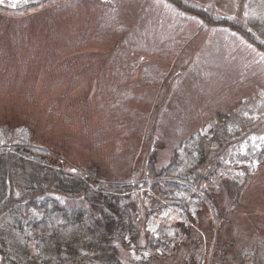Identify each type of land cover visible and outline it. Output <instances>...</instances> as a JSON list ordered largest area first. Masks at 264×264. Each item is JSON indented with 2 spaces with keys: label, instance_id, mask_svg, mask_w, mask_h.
Masks as SVG:
<instances>
[{
  "label": "rangeland",
  "instance_id": "374dc122",
  "mask_svg": "<svg viewBox=\"0 0 264 264\" xmlns=\"http://www.w3.org/2000/svg\"><path fill=\"white\" fill-rule=\"evenodd\" d=\"M195 134L192 193L169 177L153 192L147 171ZM24 145L90 185L132 183L125 264H264V0H0V147ZM54 196L100 221L91 196ZM161 224L165 247L145 248ZM13 240L52 264L42 241Z\"/></svg>",
  "mask_w": 264,
  "mask_h": 264
},
{
  "label": "trees",
  "instance_id": "16d2710c",
  "mask_svg": "<svg viewBox=\"0 0 264 264\" xmlns=\"http://www.w3.org/2000/svg\"><path fill=\"white\" fill-rule=\"evenodd\" d=\"M21 9L23 7L16 10ZM206 140L208 137L195 134L175 148L167 166L159 171L150 168L145 176L147 181H153L151 190L163 194L159 180L169 177L163 185L167 190L179 188L192 193L184 183L190 176L195 177L194 168L205 162ZM12 150L0 147V256L3 264H30L29 259L17 253L13 236L19 238V247L21 240L42 241L55 252L52 264H125L118 258L115 241L121 238L125 241L134 234L130 224L134 217L130 216L128 205L133 202L132 183L99 180L93 186L82 173L53 166L51 156L46 157L47 151L41 148L24 145L14 147V152L10 153ZM229 182L238 185L237 180ZM209 187L208 192L215 194V186ZM223 188H228V183L224 182ZM55 192L69 197L91 196V205L101 214L100 221L89 224L84 207L62 202L54 196ZM199 194L216 209L205 189ZM164 225L146 233L145 248L165 247L161 242L169 239L171 229L167 230ZM76 226L78 230L84 229L83 236L73 233Z\"/></svg>",
  "mask_w": 264,
  "mask_h": 264
}]
</instances>
